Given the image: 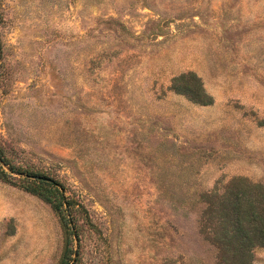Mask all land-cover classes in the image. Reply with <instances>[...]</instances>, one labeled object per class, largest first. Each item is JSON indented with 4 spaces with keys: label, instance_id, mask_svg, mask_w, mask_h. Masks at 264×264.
<instances>
[{
    "label": "rangeland",
    "instance_id": "obj_1",
    "mask_svg": "<svg viewBox=\"0 0 264 264\" xmlns=\"http://www.w3.org/2000/svg\"><path fill=\"white\" fill-rule=\"evenodd\" d=\"M1 155L0 264H225L210 206L264 189V0H0Z\"/></svg>",
    "mask_w": 264,
    "mask_h": 264
},
{
    "label": "trees",
    "instance_id": "obj_2",
    "mask_svg": "<svg viewBox=\"0 0 264 264\" xmlns=\"http://www.w3.org/2000/svg\"><path fill=\"white\" fill-rule=\"evenodd\" d=\"M191 82L196 84L195 87L184 86L183 89H180L181 92L187 94L195 103L209 104V98L203 91L201 81L193 73L177 78L175 86L177 87L180 83L188 84ZM3 161L10 165L6 162V158L0 160L2 163ZM13 172L19 173L15 168ZM27 174L28 179L37 177L35 180H30L34 185L29 187L31 191L40 195L43 192H39V190L52 191L55 198L58 199L55 205H57L58 210H61L64 198L60 195L59 190L50 182L38 179V177H43L40 174L34 172H27ZM7 175L0 168V177L4 178ZM210 210L216 225L213 232L214 241L223 251L225 264H253V250L258 246L264 247L263 187L256 185L250 188V191H231L215 201L210 206ZM70 230L69 234L72 235Z\"/></svg>",
    "mask_w": 264,
    "mask_h": 264
},
{
    "label": "water",
    "instance_id": "obj_3",
    "mask_svg": "<svg viewBox=\"0 0 264 264\" xmlns=\"http://www.w3.org/2000/svg\"><path fill=\"white\" fill-rule=\"evenodd\" d=\"M33 179H36L37 177H32ZM38 179L42 180V181H46V182H51L54 183L53 180L46 178V177H38Z\"/></svg>",
    "mask_w": 264,
    "mask_h": 264
}]
</instances>
